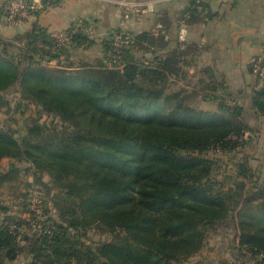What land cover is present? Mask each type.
<instances>
[{
	"label": "trees",
	"instance_id": "1",
	"mask_svg": "<svg viewBox=\"0 0 264 264\" xmlns=\"http://www.w3.org/2000/svg\"><path fill=\"white\" fill-rule=\"evenodd\" d=\"M115 32L129 42L118 52ZM96 40L76 30L57 49L51 34L33 31L0 43V107L10 102L3 93L15 87L20 113L37 109L21 137L0 127V162L29 163L36 180L47 174L64 191L54 201L57 223L37 219L27 207L36 226L30 237L0 206V264L19 257L21 235L33 241L27 264H200L190 259L223 225L234 231L242 258L264 264V184L247 192L246 178L254 174L241 159L236 179L224 186L213 174L215 160L204 154L237 152L248 143L245 135L255 130L242 107L213 82L206 88L179 83L175 55L147 62L134 56V46H158L149 32L112 30L100 63L59 60L67 47ZM211 100L214 108L201 107ZM253 106L264 117V85ZM43 115L53 120L43 122ZM15 170L0 172V181ZM89 229L107 237L86 242Z\"/></svg>",
	"mask_w": 264,
	"mask_h": 264
},
{
	"label": "crops",
	"instance_id": "2",
	"mask_svg": "<svg viewBox=\"0 0 264 264\" xmlns=\"http://www.w3.org/2000/svg\"><path fill=\"white\" fill-rule=\"evenodd\" d=\"M7 1L0 0V20ZM42 5L23 24L2 28L0 43L33 31H65L85 20L95 25L96 42L88 47H67L59 60L100 63L103 40L112 30L122 28L133 35L149 32L158 46H134V56L147 62L155 56L175 55L183 76L179 83L206 88V82H213L218 91L242 107L245 121L264 142V117L253 106L257 88L249 67L250 57L264 42V0H43ZM182 27L185 40L179 39ZM56 62L50 61L51 65ZM203 103L214 107L212 100Z\"/></svg>",
	"mask_w": 264,
	"mask_h": 264
},
{
	"label": "rangeland",
	"instance_id": "3",
	"mask_svg": "<svg viewBox=\"0 0 264 264\" xmlns=\"http://www.w3.org/2000/svg\"><path fill=\"white\" fill-rule=\"evenodd\" d=\"M174 87V85H173ZM15 87L9 88L3 95L10 101L8 105L0 107V127H12L17 129L18 137L26 134L25 122L30 116L37 114V109L33 105H29L25 109L24 115L20 113V109L16 108L15 100L18 97L15 92ZM212 104L203 103V108L210 107ZM53 120L52 116L43 115L41 121L49 123ZM255 130L254 128H252ZM248 143L240 151H233L223 154L221 152L204 153L206 156L214 159L215 170L213 172L217 181L222 185L228 186L236 179L238 171V164L246 160L249 167L253 171L254 176L246 178L247 192H253L257 183L264 184V144L260 135L251 132L250 135H245ZM10 166L15 167V171L11 174L9 180L0 181V206H6L8 214L18 217L22 222L21 234L31 236L34 230L35 223L30 221L31 214L28 211L27 199L31 192H37L41 198L42 212L44 216H39L37 219L44 220V222L57 223L59 222V212L54 207V201L60 200L64 196L63 185L59 184L53 186L49 182V176L43 174L39 180L32 175V169H29V163L21 162L17 159H3L0 162V172L7 173ZM239 177V176H238ZM4 214L0 209V219ZM14 217V218H15ZM205 238L201 249L196 253L190 261L199 262L200 264H257L256 258L241 257L237 248L233 247L235 243V233L228 225H223ZM24 235L18 238L19 244L22 246L21 254L12 264H27L29 262V255L27 249L32 244V239H24ZM88 237L83 238L86 242L88 240H102L107 237L106 234H101L98 230L89 229ZM88 238V239H87ZM236 244V243H235Z\"/></svg>",
	"mask_w": 264,
	"mask_h": 264
},
{
	"label": "built area",
	"instance_id": "4",
	"mask_svg": "<svg viewBox=\"0 0 264 264\" xmlns=\"http://www.w3.org/2000/svg\"><path fill=\"white\" fill-rule=\"evenodd\" d=\"M42 1L43 0H8L5 5V15L0 20V30L6 25L19 26L23 24L30 16H32V14L35 13V11L42 7ZM68 29L65 31H56L51 33V36L55 41V47L57 49L64 48L69 38L76 30H81L90 39H97V29L91 22H87L86 25H83V22L80 20L74 28H71L70 31H68ZM185 35V27L180 28L179 39L185 40ZM128 44V40H125L123 37H121L120 32H115L113 34L112 46L115 52H118L121 47ZM115 56L118 58V55ZM249 67L251 74L255 79L256 88L260 89L264 85V42L260 51L250 57ZM229 103L234 104L233 101H229ZM27 204L28 208L36 218L41 216V198L37 192L30 193V196L27 199Z\"/></svg>",
	"mask_w": 264,
	"mask_h": 264
}]
</instances>
